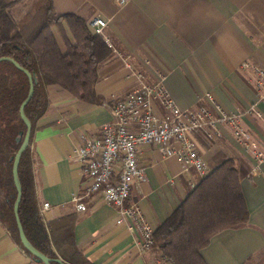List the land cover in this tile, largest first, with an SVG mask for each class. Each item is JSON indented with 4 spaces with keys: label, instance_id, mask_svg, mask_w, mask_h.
<instances>
[{
    "label": "crops",
    "instance_id": "0c3cea01",
    "mask_svg": "<svg viewBox=\"0 0 264 264\" xmlns=\"http://www.w3.org/2000/svg\"><path fill=\"white\" fill-rule=\"evenodd\" d=\"M52 2L59 14L75 13L88 22L96 16L107 19L105 36L133 71L147 83L164 73L166 87L182 109L203 105L217 114L215 103L238 112L255 106L262 116L249 113L243 125L264 150V102L254 75L242 68L245 61L264 68V0ZM132 69L115 55L99 67L95 89L103 98L101 104L79 100L57 84L47 87L49 108L38 120L31 143L34 180L54 251L49 222L75 217L76 249L62 247L58 254L69 264L77 263L74 251L95 264H174L154 246L138 249L127 227L116 224L117 208L101 193L82 199L86 210H78L72 200L85 184L74 149L99 136L103 126L113 121L114 103L140 86ZM157 109L162 111L159 105ZM219 130L220 135L212 137L204 131L194 136L210 171L228 158L235 160L250 216L247 222L216 233L202 255L208 264H264V163L255 170L256 160L238 142L232 126L220 124ZM139 162L146 167L148 179L133 183L129 201L140 205L155 229L201 179L195 169L185 168L175 156L165 157L153 143L140 148ZM45 202L51 207L44 211ZM32 262L0 220V264Z\"/></svg>",
    "mask_w": 264,
    "mask_h": 264
},
{
    "label": "trees",
    "instance_id": "16d2710c",
    "mask_svg": "<svg viewBox=\"0 0 264 264\" xmlns=\"http://www.w3.org/2000/svg\"><path fill=\"white\" fill-rule=\"evenodd\" d=\"M13 3L0 0V57L15 59L35 78L34 94L25 106L32 132L19 164L22 184L19 216L34 246L50 257H58L62 247L76 249L75 217L68 215L60 221L49 222L57 252L54 251L36 196L32 138L38 120L49 108L47 87L51 84L59 85L79 100L103 103L95 84L99 67L112 57L113 49L91 29L86 18L75 13H57L52 0H42L21 26L10 13ZM29 88V78L22 69L9 60L0 61V220L33 259L19 236L14 213L17 188L13 178L14 157L27 130L20 107ZM249 216L240 172L235 160L228 158L203 177L154 229L153 246L174 264H208L202 249L211 238L223 229L247 222ZM74 252L78 256L76 264H95L78 251Z\"/></svg>",
    "mask_w": 264,
    "mask_h": 264
},
{
    "label": "built area",
    "instance_id": "2783aa9c",
    "mask_svg": "<svg viewBox=\"0 0 264 264\" xmlns=\"http://www.w3.org/2000/svg\"><path fill=\"white\" fill-rule=\"evenodd\" d=\"M117 1L124 5L129 0ZM89 25L113 49V55L122 58L132 69L130 62L105 36L109 21L96 16ZM242 68L254 75L264 102V68L250 61L243 62ZM134 73L141 84L114 103L113 121L103 126L99 136L85 139L74 149V156L83 167L85 184L82 192L75 194L72 200L78 210H86L82 199L101 193L108 204L117 208L116 224L125 225L133 234L136 247L144 251L154 245V228L146 220L140 205L129 201L133 183L148 179L146 167L139 162L140 148L156 144L165 157L175 156L185 168L195 169L202 179L210 170L194 135L200 131L210 137L220 135L219 125L226 124L232 126L238 142L253 155L255 170H259L264 163V150L244 127L243 121L249 113L262 114L255 106L238 112L226 111L216 103L217 114L203 105L196 109H182L166 87L164 73L159 72L156 80L150 83L143 80L141 73ZM208 97L211 99L212 96ZM157 105L162 111L157 109ZM50 207V203L45 202L42 210ZM47 233L50 238L48 229Z\"/></svg>",
    "mask_w": 264,
    "mask_h": 264
},
{
    "label": "water",
    "instance_id": "95a60500",
    "mask_svg": "<svg viewBox=\"0 0 264 264\" xmlns=\"http://www.w3.org/2000/svg\"><path fill=\"white\" fill-rule=\"evenodd\" d=\"M2 60H9L12 63H14L18 68L22 69L28 76L29 82H30V88L28 95L26 99L23 101L20 107V115L22 119L24 120L27 130L24 135V139L18 149V151L15 154L14 162H13V178L14 182L17 188V197L14 203V213L16 216V222L19 230V236L21 239V242L25 249H27L33 256V262L31 264H53V262L59 263V264H67L64 262L60 257H50L46 255L44 252L39 250L37 247L34 246V244L29 240L27 237L23 224L21 222L20 216H19V206L22 198V184L19 177V164L22 157L23 152L27 149V147L30 144V138H31V132H32V122L28 118L26 112H25V106L30 101L34 94L35 90V78L33 74L26 68L20 65L15 59L11 57H0V61Z\"/></svg>",
    "mask_w": 264,
    "mask_h": 264
},
{
    "label": "rangeland",
    "instance_id": "374dc122",
    "mask_svg": "<svg viewBox=\"0 0 264 264\" xmlns=\"http://www.w3.org/2000/svg\"><path fill=\"white\" fill-rule=\"evenodd\" d=\"M14 3L9 9L13 18L21 26L29 18L31 12L36 9L42 0H12Z\"/></svg>",
    "mask_w": 264,
    "mask_h": 264
}]
</instances>
